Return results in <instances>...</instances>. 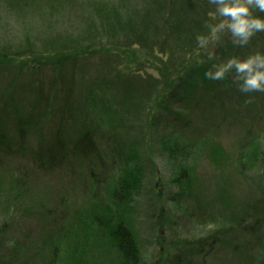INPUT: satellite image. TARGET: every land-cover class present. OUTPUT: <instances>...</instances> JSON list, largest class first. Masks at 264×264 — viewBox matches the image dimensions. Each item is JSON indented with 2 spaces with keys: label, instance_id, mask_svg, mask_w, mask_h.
<instances>
[{
  "label": "rangeland",
  "instance_id": "374dc122",
  "mask_svg": "<svg viewBox=\"0 0 264 264\" xmlns=\"http://www.w3.org/2000/svg\"><path fill=\"white\" fill-rule=\"evenodd\" d=\"M169 1L0 0V54L14 60L13 65L4 61V67L0 62V97L5 95L6 103L9 102L4 109L0 108V132L14 138L19 128L27 126L23 141L14 142L11 153L0 143V264H122L121 251L109 236L110 225L100 227L93 215L96 210L102 211L111 220L114 214L105 210L108 205L114 206L110 202L113 183L120 180L126 168L131 166L133 172L138 162L144 192L133 187L131 210L123 214L134 224L139 264H169L179 256L181 264H243L244 257L258 253V246L242 252L233 246L255 239L246 229L254 221L249 219L242 227L228 215L216 218L217 223L197 225L188 217V205L184 204L188 197L180 195L196 185L201 186L206 200L216 191L223 195L231 193L236 200L234 214L243 215L257 199L264 197V136L249 147L252 153L260 149L261 155L241 161L242 152L248 151L243 142L249 129L239 124L232 126L230 121L220 128L211 127L218 119L216 114L206 113V103L195 112L188 101L197 89L220 91L226 85L190 80L185 82L186 87H180L181 80L192 76L203 77L197 81L211 80L205 75L213 66L211 61H226L233 55L247 57L253 43L262 37L257 33L248 45L237 46L229 34L217 47L215 59L208 60L201 53L204 63H200L195 53L196 36L207 31L206 22L213 19L209 13L215 11V4L212 0H176L185 5L191 1L194 12L189 13L181 30L164 37L155 27L156 22L158 26L166 22L164 15L158 14L159 3L162 9ZM149 8L154 20L146 21ZM127 21L138 23L137 27L133 25L138 29L130 31ZM89 42L107 48L110 57H105L104 62L78 64L76 75L84 79L79 83L86 91L84 99L98 78L104 83L113 79L115 85L104 87L112 86L114 91L109 90L116 96L117 112L106 120L103 114L96 118L91 111L81 118L75 117L62 133L66 143L63 166L21 180L20 171L30 165L27 162L36 149L38 129L29 125L30 121L21 125L19 116L24 120L36 117L39 89L35 68L41 63L38 60L46 61L64 53L83 56L78 52ZM134 42L135 45L130 44ZM151 45L155 55L142 49H150L147 46ZM184 64L190 68L183 70ZM182 65V70H178ZM13 68H22L15 83ZM164 87L180 90L181 100H173L159 110L164 120L154 128L156 104ZM103 98L109 99L106 95ZM260 101L259 111L264 118V100ZM154 102L155 108H151ZM190 120L194 122L187 125ZM106 121L110 125L117 122L121 146H111L112 150L107 147L110 135L106 137L105 130L114 128ZM88 124L101 137L103 153L93 157L94 164L83 161L74 151L80 131ZM187 139L196 146L192 151L176 149L179 145L186 147ZM119 149L124 155H120ZM129 152L134 154V160L124 166L121 161ZM112 154L118 161L115 166L107 158ZM105 166L109 172H104ZM92 168L98 172L95 177L90 175ZM212 235L220 237V244L211 252L207 250L209 255L196 254V243Z\"/></svg>",
  "mask_w": 264,
  "mask_h": 264
},
{
  "label": "trees",
  "instance_id": "16d2710c",
  "mask_svg": "<svg viewBox=\"0 0 264 264\" xmlns=\"http://www.w3.org/2000/svg\"><path fill=\"white\" fill-rule=\"evenodd\" d=\"M107 3L109 4V2ZM159 4L160 11L158 14H163V18H166V22L164 23V26H158L156 22L155 31L159 30L163 33L164 37H166L165 34L169 35L172 32L179 31V29L181 30L183 28V25L188 21L186 18H188L189 13L194 12L193 3L191 1L190 3L185 5L179 3L176 0H170L169 3H165L164 8L162 9L161 2ZM177 4L182 5H180L179 7ZM149 10L150 8L147 10V15L150 14ZM117 12L124 13L121 10H117ZM147 20L154 19L152 18V15H149L148 17H146V21ZM127 23L129 27H131L130 31H135L136 29H138L136 28L138 26V23L134 21H127ZM133 25H135L136 27ZM105 33H107V30H105ZM259 33L263 39H254L256 41L251 47L250 54L255 51H264V32ZM130 44L135 45V42ZM152 46L153 45L147 46L150 47V49H142H144V51L150 55H155L154 51L151 50L154 48ZM78 53L82 54L83 56H78L79 58L77 56L71 57L68 54L64 53L66 56H64V54H57L56 56L52 57L49 60L47 59L46 61L42 59L38 60L41 61V63H39V66H36L37 68H35L38 72L36 84L39 89V102L36 105V109H38V111L37 113H35L36 117H32V120H24L23 116H19V123L21 125L24 124V122L28 123L30 121L28 124L33 125L35 127L34 129H38V133L35 135L36 149L31 153V159L27 162L30 165L20 171L21 174H23V176L21 175V180L26 179L27 176L33 178L40 173H51L57 167L63 166V163L66 159V143L62 133L64 132L66 125L70 123L71 120H74L75 117L81 118L86 114H89L88 112L91 111L93 114H95L96 118H100V114H103L104 119L106 120L107 118H111L110 116H113V114L117 112L116 96L115 94L110 93L109 90L112 89V86L111 88L104 87V85H115L116 83H114L113 79H111L110 82L106 81L104 83L101 78H98V81H94V83L91 84V88L88 89V97L84 99L86 91L81 88L82 84H79L80 81L84 79H80V77H77L76 75L78 64H80L82 61L83 63L88 61L90 64H94L97 61L102 60L104 62V60H106L105 57H110L109 50L107 48L99 47L97 43L89 42L85 45V47H83L82 51ZM4 61L9 65H13L14 63L12 57L0 54L1 64H3ZM215 63L218 62L211 61V65H214ZM4 64L2 67H4ZM184 65L179 66L178 70L181 71ZM184 67L185 68H183V70L190 68L189 64L185 65ZM12 70L15 76L13 79V83H15L19 74L22 72V68H13ZM201 78L203 77H199L197 75L195 77H189L184 81L181 80L183 82V86L181 85L180 89L186 87L187 83L185 82H191L190 80L202 82L203 84L209 83L212 84V86L226 85V89L220 91L211 88H204L203 91L197 89L196 92L200 93V97L195 96V94L197 93H193L192 97L188 100L191 101V109L193 108V110H195L196 112V110H198V106L204 105L206 103V113L210 112L212 115L216 114V117H218L217 121H215L211 126L214 128H220L221 125L225 123L228 124V121L231 122L230 124L232 126L239 124L247 127L249 129V135L243 142V147L248 151L247 153H245L244 151L242 152L243 154H241L240 160L245 162L246 159H249L250 157H258V153L260 156V149L256 148V150L259 151L255 150L252 153L249 150V147H251V145L255 146L258 139L261 136H264V120H262L264 118H262L261 110L259 111V103L261 102L260 99H262V101L264 100V92H241L237 87V83L234 81L232 75H229V77H227L225 80L197 81ZM81 83L84 82L82 81ZM171 85L172 83L169 84V86ZM15 89L19 90L17 89V87ZM162 89L163 90L159 92L162 95L159 96V100L157 101L158 104H156V106L158 105V110L156 111L157 114H155L154 116V128L164 120V114L161 112L162 108H167L169 102L171 103L173 100L178 102L181 100L179 95L180 90H176L173 88L171 89L170 87H164ZM104 95H106V97H108L109 99L104 100ZM249 96L253 97L251 103L248 102ZM204 97L209 98L208 102L204 101ZM5 98V95L0 97V108L3 106L2 109H4L5 105L9 103H6ZM12 101L13 100H11V103ZM154 106L155 102L150 107L152 108ZM84 110L85 112L81 116ZM159 110L161 111L159 112ZM191 122L194 121L190 120L187 125L191 124ZM116 123L117 122H114L110 125V123L106 121V124H109L112 128H114H109V131L105 130V132L107 133L106 137L110 135V139H106V142L110 143L107 144V147H110V150H112L111 146L117 147L118 143L120 144L118 129L115 127ZM88 125V127L84 126L80 131L79 138L75 143L74 151L81 156V159L83 161H90L92 162V164H94L93 157L96 156V154L99 157V154L103 153L100 149L101 137L96 135L97 132L95 131H98L96 128H92V125L90 124ZM24 126L26 125H23V128L18 127L19 129L17 135L14 138H10L5 135V133L0 132V143L4 148H6L7 151H9V153H11V150H13L12 146L14 142H16L18 139H22L23 141V135L26 132V130H24ZM187 140L186 141L188 142V145L186 147L179 145L176 149L192 151L196 146L195 144L193 145V143H189V139ZM120 146L121 145H118V147ZM119 152L120 155L123 154L122 149H119ZM134 157V154L132 155L129 152V154L127 153L125 159H123V161H120L124 166H126L132 160H134ZM107 158L109 163H112L115 166L114 163L115 161H117L116 155L114 157L112 154V156H109ZM102 162L105 165L106 162L104 161V159ZM121 167L123 166L121 165ZM130 167L126 168L124 175L118 182H115V184L113 183L111 189L110 202L113 203L114 208L111 204L108 205L110 207H106L105 211L110 214L113 213L114 216L109 221L105 213H101L102 211L97 212L96 210L93 215V221H95V224L99 223L100 227L102 224V226H104L105 223L110 225L109 236L111 237L110 239L115 240L116 245L121 251L122 264H139L141 256L138 252L139 245L137 242V235L134 231V224L131 223V220L129 218H126L123 212L131 210V204L134 200L132 191L133 187H135V191L143 193L144 185L142 184L141 187V183L143 181H141L142 177L140 176L141 168L139 162L134 166L133 172L131 170L132 168L130 169ZM93 168L91 169L90 175L92 177H95L98 172L94 170L95 168ZM104 172H109L108 167L105 166ZM231 184L232 183L230 182L228 183L229 186H231ZM192 185H194V183H192ZM196 186H194L195 189L190 191L187 190V192L185 191L180 195L184 198L188 197L187 200H185L184 204L187 203L188 205L187 209L190 221L197 225L204 226L210 223H217V220H215L216 218L222 219V217L230 215V219L233 221V223H238L243 227V224L247 225L246 222L251 219L254 222L251 226L246 227V229H248L251 234L255 235L254 238L256 240H248L249 243H247L248 241L234 243L235 245L233 244V246L238 250V252H242L248 248L258 246V253L252 256L249 255L244 257L243 264H264V197L260 200L257 199L255 204H253L251 208L248 209V211L246 210L247 212L245 211V213L243 215L241 214L240 216V214H234L233 212L232 208L236 203V200L231 193L230 195L228 193H226V195H223L222 191H216L214 195L210 196V198L206 200L202 197L201 186H197V188ZM182 201L183 200L180 199V202ZM117 213L118 215H116ZM220 242L221 240L218 235H212L207 238H203L196 243V246L198 248L196 254L204 255L207 253L209 255V252L214 250V248L218 246ZM160 254L162 255L163 253L161 252ZM180 257L181 256H179L176 260H172V262L169 264H181L182 260Z\"/></svg>",
  "mask_w": 264,
  "mask_h": 264
},
{
  "label": "clouds",
  "instance_id": "9594fccd",
  "mask_svg": "<svg viewBox=\"0 0 264 264\" xmlns=\"http://www.w3.org/2000/svg\"><path fill=\"white\" fill-rule=\"evenodd\" d=\"M215 11L213 18L206 22L207 31L196 36L195 53L204 63L216 57V49L224 37L231 35L232 43L237 46L248 45L259 32H264V0H212ZM191 55V54H190ZM205 75L211 80H225L233 76L237 87L243 93L264 92V51H255L247 57L233 55L226 61L215 63ZM253 97H248L252 102Z\"/></svg>",
  "mask_w": 264,
  "mask_h": 264
}]
</instances>
